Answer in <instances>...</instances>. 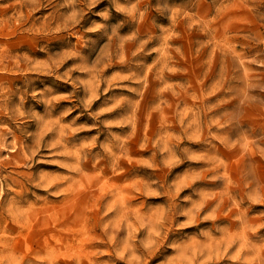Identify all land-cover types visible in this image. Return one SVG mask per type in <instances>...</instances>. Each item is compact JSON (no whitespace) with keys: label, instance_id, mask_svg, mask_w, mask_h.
<instances>
[{"label":"rangeland","instance_id":"rangeland-1","mask_svg":"<svg viewBox=\"0 0 264 264\" xmlns=\"http://www.w3.org/2000/svg\"><path fill=\"white\" fill-rule=\"evenodd\" d=\"M0 264H264V0H0Z\"/></svg>","mask_w":264,"mask_h":264}]
</instances>
